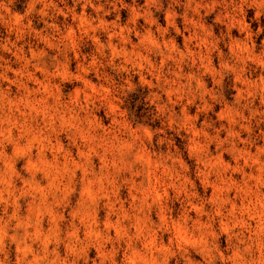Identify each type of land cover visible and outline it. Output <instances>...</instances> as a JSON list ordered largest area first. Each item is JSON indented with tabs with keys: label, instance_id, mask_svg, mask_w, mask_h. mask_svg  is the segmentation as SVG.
Here are the masks:
<instances>
[{
	"label": "rangeland",
	"instance_id": "obj_1",
	"mask_svg": "<svg viewBox=\"0 0 264 264\" xmlns=\"http://www.w3.org/2000/svg\"><path fill=\"white\" fill-rule=\"evenodd\" d=\"M0 264H264V0H0Z\"/></svg>",
	"mask_w": 264,
	"mask_h": 264
}]
</instances>
